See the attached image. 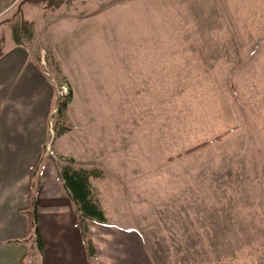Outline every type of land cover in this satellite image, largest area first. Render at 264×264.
<instances>
[{"label":"rangeland","instance_id":"obj_1","mask_svg":"<svg viewBox=\"0 0 264 264\" xmlns=\"http://www.w3.org/2000/svg\"><path fill=\"white\" fill-rule=\"evenodd\" d=\"M67 1L40 158L97 175L91 264H264V0Z\"/></svg>","mask_w":264,"mask_h":264},{"label":"crops","instance_id":"obj_2","mask_svg":"<svg viewBox=\"0 0 264 264\" xmlns=\"http://www.w3.org/2000/svg\"><path fill=\"white\" fill-rule=\"evenodd\" d=\"M21 1L9 0L3 6L0 0V13L6 16L0 23V264H21L27 259V220L21 210L28 207L35 163L36 218L43 262L89 264L71 202L57 178V168L49 167L40 158L52 89L38 38L48 22L61 19L50 14L59 7H47L45 1L20 4ZM135 244V253L143 264L136 241Z\"/></svg>","mask_w":264,"mask_h":264},{"label":"trees","instance_id":"obj_3","mask_svg":"<svg viewBox=\"0 0 264 264\" xmlns=\"http://www.w3.org/2000/svg\"><path fill=\"white\" fill-rule=\"evenodd\" d=\"M31 1V2H41L45 1L46 6L50 8H57L67 3V0H22L20 4ZM19 4V5H20ZM13 35L16 34V30L13 29ZM71 91L66 97L58 104L57 113L60 117L61 122L65 118V110L68 107V101L71 98ZM59 120L56 121L54 125V131L56 136H61L68 132L69 128L65 123H61ZM66 122V121H65ZM58 124H63L59 127ZM44 150V148H43ZM37 170V163L33 165L31 170V181L29 189L28 207L21 210L27 220V237L26 239H33L35 243V251L40 259V264H45L42 260V241L39 236V230L36 218V201H35V175ZM97 177L94 170L87 168H73L70 165H62L57 168V178L62 183L65 192L67 193L69 200L71 202L73 212L76 217V225L79 228L84 249L87 256V261L89 264L95 259V250L89 236V225H107V218L104 210L101 208L99 202L95 199L92 191L91 178ZM28 239V240H29ZM27 240V241H28ZM19 242V241H16ZM15 242V243H16ZM28 257V253L25 257ZM24 264V259L21 261ZM30 264V263H28Z\"/></svg>","mask_w":264,"mask_h":264}]
</instances>
